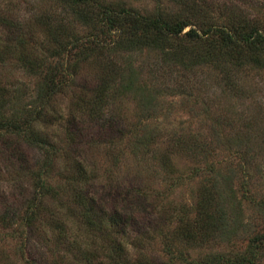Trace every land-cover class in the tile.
<instances>
[{
	"label": "rangeland",
	"instance_id": "1",
	"mask_svg": "<svg viewBox=\"0 0 264 264\" xmlns=\"http://www.w3.org/2000/svg\"><path fill=\"white\" fill-rule=\"evenodd\" d=\"M107 1L125 3L143 14L155 8L168 13L183 10V15L199 11L215 23L242 25L255 20L258 26L264 25V0H203L191 4L194 9L190 5L180 8V3L171 0ZM0 12L11 14V22L19 23L14 24L17 28H24L29 12L66 16L48 0H0ZM66 23L74 32L82 29ZM26 28L41 33L36 22ZM10 31L0 23V53H4L0 56L4 61L0 63V87L7 97L15 93L20 99L17 107L22 108L33 100L34 81L18 68L15 55L3 51L8 47L19 52ZM115 61L124 72L132 69V90L122 96L109 92L111 97L99 117H90L79 104L90 101L105 66L101 60L79 69L45 111L38 129L52 145V167L45 178L53 190L40 205L36 203L31 222L25 212L28 201L38 195L35 174L47 156L19 137L0 131V264H89L80 255L86 249L96 251L91 264L104 260L100 248L107 245L105 233L83 227L80 213L84 208L74 202L75 192L81 189L108 209L113 201L120 204L129 198L133 189L149 192L156 211L143 220L146 227L138 237H142V246L136 247L137 241L131 244L129 239L127 253L133 258L163 259L158 230L167 231V222L157 224L160 213L185 204L193 214L195 203L214 194V186L220 184L217 176L226 171L234 175L236 199L242 203L236 207L238 201L229 195L223 202L231 207L235 204V216L241 213L242 231H234L233 238L215 246L214 241L202 246L183 244L184 255L196 258L218 250L237 251L249 237L264 233V209L257 206L264 205V70L249 66L232 70L228 62L233 61L226 60L228 67L222 70L214 64V68L201 66L185 73L179 66L163 65L157 53L146 52L120 55ZM143 139L146 147L138 151L135 142ZM161 151L171 156L173 182L158 167ZM79 164L88 178L74 184ZM214 220L206 221L208 229H214ZM60 223L65 227L62 238L55 229Z\"/></svg>",
	"mask_w": 264,
	"mask_h": 264
},
{
	"label": "trees",
	"instance_id": "2",
	"mask_svg": "<svg viewBox=\"0 0 264 264\" xmlns=\"http://www.w3.org/2000/svg\"><path fill=\"white\" fill-rule=\"evenodd\" d=\"M48 1L61 7L66 16L52 18L49 15L38 16L35 12H29L22 23L24 28H17L14 24L19 23L11 22L13 21L11 14L0 12L1 26L11 29L13 37L10 40L17 43L19 50L18 52L4 47L3 51L15 55L14 60L18 68L34 81L33 100L22 108L17 107L20 99L15 93L7 97L0 87V131L19 137L24 143L39 148L47 156L35 174L38 195L28 201V211L25 212V219L28 222L35 218L36 203L40 205L45 195L53 190L45 178L52 167V155L49 152L52 145L39 132V123L55 97L63 92L75 75L79 74V69L90 61H105L90 101L84 103L81 100L79 104L83 112L90 117H96L101 113L106 100L111 97L109 92H117L118 96L124 95L125 92L131 93L133 71L129 69L124 72L118 69L115 59L120 55L157 53L163 65L179 66L185 73L196 71L201 66L214 68V64L222 70L221 67L228 62L226 60L233 61L228 62L232 70L238 71V68L245 66L264 70V25L258 26L255 20L246 21L242 25H236L231 21L225 24L215 23L213 18L202 16L199 11L183 15V10L168 13L162 8H155L152 12L143 14L122 2ZM171 1L180 3V8L204 2ZM65 21L76 23L82 28L81 31L79 33L72 31ZM30 22L38 24L41 30L39 35L36 32L31 33V28H26ZM3 54L0 53V56ZM3 62L0 59V63ZM225 79L223 75V81ZM107 122L104 121V128ZM144 140L135 142L139 143L138 151L146 147ZM247 160L248 158L245 163ZM157 163L159 169L170 178V182H173L175 169L169 152L161 151ZM223 174L220 172L217 176L220 184L217 182L214 186V194L207 198L202 197L195 203L193 214L185 204L176 209L168 207L164 209V213H160L157 224L167 222V231L158 230L163 246V259L147 256L133 258L127 253L126 245L129 239L131 244L137 241L136 247L142 246V237L140 239L138 237L146 227L143 220L156 211V207L150 202L149 192L133 189L128 195L129 198H123L120 204L113 201L108 209V206L104 207L99 201L95 202L89 198L83 189L80 192L76 191L74 202L84 208L80 213L83 227L95 233L102 234V231L105 233L107 245L100 248L104 260L98 264H260L264 259V233L249 237L243 249L233 252L218 250L196 258H188L183 253V244L195 243L202 246L214 241L215 246L233 238L234 231L237 233L242 231L241 225L238 224L241 213L235 216L233 207L235 204L231 207L223 202L226 195L236 199L232 184L234 175L228 171ZM74 176H76L72 179L74 184L87 180L83 165H76ZM242 192V197H245L244 191ZM236 201L238 207L242 202L240 199ZM257 206L264 209L262 203ZM211 218L216 222L211 225H214L213 230L208 229L209 223L206 224ZM55 229L62 238L61 234L65 231L63 224L56 225ZM95 253L94 249H86L80 255L91 264L95 262Z\"/></svg>",
	"mask_w": 264,
	"mask_h": 264
}]
</instances>
